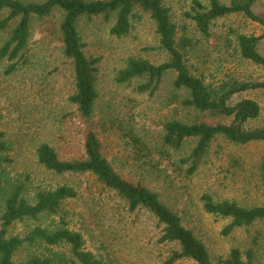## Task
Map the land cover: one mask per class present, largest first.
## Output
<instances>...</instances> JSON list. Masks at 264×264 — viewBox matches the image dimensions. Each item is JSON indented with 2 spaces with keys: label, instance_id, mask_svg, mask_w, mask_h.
Returning a JSON list of instances; mask_svg holds the SVG:
<instances>
[{
  "label": "rangeland",
  "instance_id": "rangeland-1",
  "mask_svg": "<svg viewBox=\"0 0 264 264\" xmlns=\"http://www.w3.org/2000/svg\"><path fill=\"white\" fill-rule=\"evenodd\" d=\"M195 1L208 5V0H163L176 27V46L190 73L208 86L231 78L261 81L264 67L240 56L235 34L258 36L264 33V25L242 13H234L212 21L209 35L204 36L191 17ZM219 1L228 4L231 0ZM252 9L264 19V0H254ZM62 16V11L54 9L49 15L32 20L29 60L24 67L6 73L8 62L0 60V132L8 145L3 153L7 159L0 165V178L26 182L25 196L30 201L38 189L61 183L71 185L77 197L63 201L59 212L68 228L82 235L86 251L102 257L106 264H161L177 246L158 242L161 226L151 213L145 209L130 213L124 202L92 175H56L37 162L35 149L40 143L54 147L60 159L81 158L90 123L100 140L101 152L114 171L157 193L161 201L179 214L182 224L203 242L214 260L237 248L243 259L251 250L254 262L264 264V220L226 233L231 219L207 213L201 201V195L207 193L214 201L228 200L246 208L264 206L260 171L264 140L236 143L216 135L194 171L182 159L190 154L196 138L185 139L179 149L162 143L163 123L168 120L228 125L234 123V117L182 105L188 93L174 88L176 72L172 70L165 72L155 87L152 84L143 91L137 87L146 83L147 77L118 80L128 58L153 65L170 59L160 46L155 23L139 6L133 9L131 27L122 36L110 33L114 15L82 16L77 20L85 55L98 59L94 114L86 122L69 101L74 92V75L70 60L62 54L59 34ZM7 35V30L0 31V44ZM257 51L264 56V39L258 43ZM242 99L256 101L259 114L242 123L240 129L264 128V89L240 91L226 102L233 105ZM133 135L139 138V143L133 142ZM57 223L58 215L43 214L36 220L15 222L8 234L23 236L35 226L52 228ZM66 250L64 245L54 248ZM31 251H42L41 245L25 244L17 251L15 260L26 259ZM174 264L197 263L181 259Z\"/></svg>",
  "mask_w": 264,
  "mask_h": 264
},
{
  "label": "trees",
  "instance_id": "trees-1",
  "mask_svg": "<svg viewBox=\"0 0 264 264\" xmlns=\"http://www.w3.org/2000/svg\"><path fill=\"white\" fill-rule=\"evenodd\" d=\"M253 2L254 0H231L228 4H223L219 0H208V5L204 6L195 1L191 17L204 36L209 35L212 21L234 13H242L250 20L264 25V19L252 9ZM137 6L149 13L155 23L160 46L166 50L170 59L153 65L146 60L128 58L125 67L119 72L118 80L147 77V82L137 87L143 91L152 84L155 87L161 76L172 70L176 72L174 88L185 89L188 93L181 101L182 105L234 117V123L228 125L202 122L188 124L168 120L163 123L162 143L171 149H179L185 139L196 138L194 148L182 159L184 163H190L189 169L194 171L216 135L236 143L264 140V128L248 131L240 129V125L246 120L258 116L257 102L252 99H242L233 105L226 102L231 95L240 91L264 89V78L256 82L231 78L220 81L217 86H208L201 78L191 74L176 46V27L163 0H0V14H3L0 17V31L8 32L0 44V60L8 62L6 73L24 67L29 60L28 44L32 20L47 16L54 9L62 11L59 25L62 54L70 60L74 75V92L69 96V101L76 105L80 116L89 123L93 118L97 96L95 72L98 59L85 55L77 30V20L82 16L102 15L109 18L114 15L110 33L122 36L129 31L133 9ZM263 39L264 33L258 36L236 33L237 51L242 58L264 67V56L257 51V45ZM132 139L135 144L140 142L134 135ZM7 149L8 145L0 132V165L7 159L3 155ZM83 151L81 158L63 160L50 144L40 143L35 149V155L40 165L56 175L78 173L96 177L105 188L113 191L124 202L130 213L140 209L151 213L157 225L161 226L158 242L177 246L169 251L161 264H174L181 259H191L197 264H262L254 262L251 250L246 252V259H243L237 248L231 249L226 257L214 260L203 242L182 224L179 214L161 201L157 193L140 183L126 180L114 171L102 154L100 140L90 123L85 131ZM260 171L264 180V161L260 165ZM26 190V182L5 181L0 178V264H106L102 257L83 248L82 235L68 228V223L59 212L63 201L77 197L74 187L61 183L48 189H38L34 192L32 201L25 196ZM201 201L207 213L231 219L225 228L226 233L235 227L250 225L255 220H264V206L246 208L228 200L214 201L207 193L201 195ZM43 214L58 215V223L52 228L35 226L23 236L8 234L9 227L15 222L36 220ZM25 244L41 245L42 251H31L26 259L16 261L17 251ZM63 245L67 252L54 251V248Z\"/></svg>",
  "mask_w": 264,
  "mask_h": 264
}]
</instances>
